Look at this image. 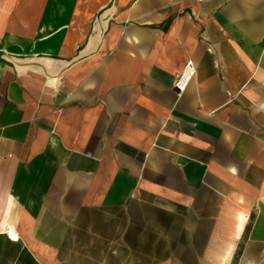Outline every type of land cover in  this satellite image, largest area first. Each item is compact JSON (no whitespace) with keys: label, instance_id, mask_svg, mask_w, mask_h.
I'll return each mask as SVG.
<instances>
[{"label":"crops","instance_id":"0c3cea01","mask_svg":"<svg viewBox=\"0 0 264 264\" xmlns=\"http://www.w3.org/2000/svg\"><path fill=\"white\" fill-rule=\"evenodd\" d=\"M0 264H264V0H0Z\"/></svg>","mask_w":264,"mask_h":264},{"label":"built area","instance_id":"2783aa9c","mask_svg":"<svg viewBox=\"0 0 264 264\" xmlns=\"http://www.w3.org/2000/svg\"><path fill=\"white\" fill-rule=\"evenodd\" d=\"M193 74V68H192V62L188 61L184 71L182 72V74L178 77L177 81H176V86L179 89H182L184 87V85L186 84L188 78ZM7 234L11 239H17V234L14 231V229L9 228L7 230Z\"/></svg>","mask_w":264,"mask_h":264}]
</instances>
